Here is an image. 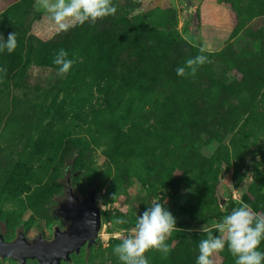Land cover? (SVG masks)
I'll list each match as a JSON object with an SVG mask.
<instances>
[{
	"label": "rangeland",
	"instance_id": "1",
	"mask_svg": "<svg viewBox=\"0 0 264 264\" xmlns=\"http://www.w3.org/2000/svg\"><path fill=\"white\" fill-rule=\"evenodd\" d=\"M112 2L115 15L60 31L36 0H0V33L17 35L0 52V234L64 229L54 210L70 175L79 199L96 190L101 212L137 218L159 201L177 230L149 264H196L199 241L233 208L264 214V0ZM61 48L75 60L65 74L53 64ZM201 48L211 63L178 76ZM71 111L85 146L68 162L78 147L59 139ZM129 229L101 217L96 243L63 264H122L113 248ZM215 261L235 264L227 246Z\"/></svg>",
	"mask_w": 264,
	"mask_h": 264
},
{
	"label": "clouds",
	"instance_id": "2",
	"mask_svg": "<svg viewBox=\"0 0 264 264\" xmlns=\"http://www.w3.org/2000/svg\"><path fill=\"white\" fill-rule=\"evenodd\" d=\"M36 5L38 10L49 14L60 31L69 30L73 23H94L117 12L112 0H36ZM16 47V32L9 33L7 39L0 33V52L7 50L11 54ZM200 53L189 58L184 66L178 67L177 75L195 76L200 66L211 63L208 56L203 54V48ZM74 63L75 60L70 59L63 48L53 54V64L58 66L60 74L69 72ZM6 71V68H0V73L6 74ZM117 223L127 221L118 220ZM214 227L219 235L208 232L207 238L199 241L196 264H216L215 257L226 246L235 258V264H264V251L259 250L261 242L264 241V214L254 212L248 204H242L223 216ZM176 230V218L171 211L159 201L153 200L137 217L135 226L113 248V253L122 264H149L145 253L155 249L166 257L171 251L166 241Z\"/></svg>",
	"mask_w": 264,
	"mask_h": 264
},
{
	"label": "water",
	"instance_id": "3",
	"mask_svg": "<svg viewBox=\"0 0 264 264\" xmlns=\"http://www.w3.org/2000/svg\"><path fill=\"white\" fill-rule=\"evenodd\" d=\"M64 187V201L58 215L70 224L64 229L56 226L51 239L38 234L28 240L23 232H19L14 240L5 241L0 234L1 258H11L19 264H24L26 259H36L38 264H61L62 260L69 261L72 253H79L83 245L89 248L96 242L101 229L96 190L91 188L79 199L73 192L70 177L65 180Z\"/></svg>",
	"mask_w": 264,
	"mask_h": 264
},
{
	"label": "trees",
	"instance_id": "4",
	"mask_svg": "<svg viewBox=\"0 0 264 264\" xmlns=\"http://www.w3.org/2000/svg\"><path fill=\"white\" fill-rule=\"evenodd\" d=\"M171 42V41H170ZM72 112V111H71ZM228 113L227 112H223L222 114H220V118L219 119H223L225 117H227ZM218 116V114H217ZM229 116V115H228ZM67 122L65 125H63L60 130V141L62 140H68L69 144L72 146V148H75V146H77L78 148L74 151V152H70L66 155V157L68 158V162H73V159H75V156L77 153L81 154L82 153V149L85 146V142L83 141L84 139L81 136H75V130L77 129V127H81L82 124L78 118L77 113H74V111L71 113L69 119H66ZM182 124H184L186 121H181ZM213 125L219 126L220 125V121H215L213 122ZM90 128V127H87ZM85 128V129H87ZM177 128V127H176ZM89 130H87L88 132ZM85 132V133H87ZM83 139V140H82ZM130 145L135 148L136 146L134 145L133 141L130 140ZM58 164L60 166H63V169L65 168V166L62 164L61 161L58 162ZM149 206L146 205L145 209H147ZM179 211L181 213V215H183L185 218L193 221L194 219L198 218L201 215H198L196 212L189 210L185 205L180 206ZM101 217L103 219H109L112 218L114 226L120 229H129L131 227L135 226L136 220L137 218L133 215V214H128L126 212H122L120 210H115L114 212H112L111 214H108L107 211H102L101 212ZM118 220H124L127 221V223H117ZM201 223H206L208 222V219H206L205 217H203L202 219H200Z\"/></svg>",
	"mask_w": 264,
	"mask_h": 264
},
{
	"label": "flooded vegetation",
	"instance_id": "5",
	"mask_svg": "<svg viewBox=\"0 0 264 264\" xmlns=\"http://www.w3.org/2000/svg\"><path fill=\"white\" fill-rule=\"evenodd\" d=\"M67 177H70V179H71V176L70 175H66V178H65V180L67 179ZM64 195V194H63ZM63 195H62V199H60V200H58V201H55V204H56V208H55V210H54V214L58 217V218H60V219H62L59 215H58V212H59V210H60V208L62 207V202L64 201V197H63ZM77 196V195H76ZM78 197V196H77ZM51 211H52V209H51ZM64 222H65V224H66V226L64 227V228H66L70 223H69V220H64V219H62ZM56 227V226H55ZM54 227V228H55ZM58 227V226H57ZM61 229H63V228H61ZM54 230V229H53ZM53 232V231H52ZM2 235V234H1ZM17 236V235H16ZM52 236H53V234H52ZM52 236L50 237V239L52 238ZM16 238V237H15ZM27 238V237H26ZM46 239V238H45ZM5 240V239H4ZM14 240V239H13ZM5 241H8V240H5ZM10 241V240H9ZM12 241V240H11ZM96 243V242H95ZM95 243H93L92 245H94ZM91 245V246H92ZM90 246V247H91ZM90 247L89 248H86V245H83L81 248H80V251L82 250V251H88V249H90ZM72 255V254H71ZM1 258V257H0ZM4 258H7V257H4ZM11 259V258H10ZM34 261L36 264H38V262H37V260L36 259H26V261H25V263L24 264H27V262L28 261ZM16 261V260H15ZM18 264H19V262L18 261H16ZM64 262H66V261H61V264H63Z\"/></svg>",
	"mask_w": 264,
	"mask_h": 264
}]
</instances>
